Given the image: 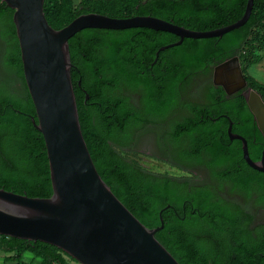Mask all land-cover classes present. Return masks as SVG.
<instances>
[{"label":"trees","instance_id":"16d2710c","mask_svg":"<svg viewBox=\"0 0 264 264\" xmlns=\"http://www.w3.org/2000/svg\"><path fill=\"white\" fill-rule=\"evenodd\" d=\"M87 1L78 6L71 18L57 25L50 16L61 11L62 2L45 0V16L56 29L79 14L98 12L115 17L151 15L189 29L209 30L239 19L247 0H144L129 14L92 7ZM13 12L0 0V188L31 197H49L52 185L46 146L31 120L36 112L23 75ZM256 27L262 29L264 44V0H254L248 20L239 28L220 37H185L182 45L166 51H176L182 67H201L208 46L210 71V67L229 57L241 56L253 43L249 36ZM176 38L174 33L149 27L85 28L70 37L71 80L84 139L102 179L143 224L149 228L159 226L163 209V227L155 237L180 264H255L263 251L264 239L258 228L249 227L250 216L239 224L238 214L245 212L243 207L236 203L230 210L221 197L208 192V184L198 186L199 182L192 183V176L150 171L120 151L125 141L123 135L114 131L115 126L124 130L130 122L141 123L145 115L160 116L168 109L159 102L153 84L144 76L146 63L142 56L146 51L150 60L159 45ZM246 79L264 99L263 87ZM15 82L19 87L14 86ZM212 89L216 90L213 86ZM134 92L139 94L138 107L129 101ZM211 107L209 158L186 153L172 158L186 169L201 164L208 170L209 165L215 178L233 183L232 188L245 195L252 183L264 188V173L245 162L241 141L231 140L226 132L232 122V131L246 138L250 157L260 158L264 138L241 90L226 96L219 87ZM217 124L224 127V134L219 137L215 136ZM263 200L261 196L259 201ZM0 249L13 251L11 259L16 264H20L24 251L40 256L43 264L76 262L56 246L39 240L0 235Z\"/></svg>","mask_w":264,"mask_h":264},{"label":"water","instance_id":"95a60500","mask_svg":"<svg viewBox=\"0 0 264 264\" xmlns=\"http://www.w3.org/2000/svg\"><path fill=\"white\" fill-rule=\"evenodd\" d=\"M1 1L14 9L23 75L36 112L31 120L45 141L52 194L31 197L0 188V235L52 244L78 264H180L155 237L163 227V209L161 224L147 227L97 171L81 130L68 41L85 28L149 27L179 36L177 42L161 46L162 50L185 37H220L239 28L248 20L254 0L246 1L239 19L209 30L189 29L151 15L115 17L98 12L79 14L56 29L45 16V0ZM213 82L227 94L243 90L264 138V99L248 84L238 55L214 66ZM231 125L228 136L241 141L245 162L264 173V146L260 158L253 160L246 138L234 133Z\"/></svg>","mask_w":264,"mask_h":264},{"label":"flooded vegetation","instance_id":"af4514ba","mask_svg":"<svg viewBox=\"0 0 264 264\" xmlns=\"http://www.w3.org/2000/svg\"><path fill=\"white\" fill-rule=\"evenodd\" d=\"M179 39V36H177L176 39L159 45L153 51L150 60L148 52H144L142 56L143 61L146 63V69L142 70L144 76L153 84L154 91L159 97V102L166 105L168 109L160 116L145 115L146 118L141 123L130 122L124 130L120 126H115L114 131L119 135H123L125 141V145L120 146V151L123 154L132 156L136 161L138 159L134 154L143 155L145 157L144 160L147 162H161L185 172V176H192V183L197 184L199 182L198 186L208 184V192L221 197L224 201L223 204L228 209L234 210L236 203L243 207L245 212H239L238 214L239 224H243L245 218H247L246 216H250L249 227L258 228L264 239V200L259 201V198L264 196V188L259 189L257 184L252 183L249 194L245 195L239 190L233 189V183L220 182L218 178H215L209 165L208 170L201 164H195L186 169L179 166L177 160L175 161L172 158L173 155L181 153H186L187 155L198 154L205 159L209 158L208 119L210 118L208 109L212 110L213 94L217 93L219 87H222L213 82V68L216 64L210 67V71L208 70V46L207 58L201 67L188 65L182 67L177 52L166 51L182 45L185 38L180 44L159 50L161 46L175 43ZM158 50L159 52L157 53ZM212 86L216 90H213ZM223 91L225 92L224 89ZM225 94L226 96L231 95L226 92ZM130 95V103L138 107L139 94L134 92ZM221 115L225 114L221 113ZM114 119L116 120L117 118ZM213 119L217 120L218 117ZM223 134V125L217 124L215 136L219 137ZM197 171L202 172L201 176L197 174ZM261 179L264 183V177H261ZM255 264H264V247L263 251L257 256Z\"/></svg>","mask_w":264,"mask_h":264},{"label":"rangeland","instance_id":"374dc122","mask_svg":"<svg viewBox=\"0 0 264 264\" xmlns=\"http://www.w3.org/2000/svg\"><path fill=\"white\" fill-rule=\"evenodd\" d=\"M62 2V9L54 16H50L51 20L58 24H63L69 17L71 18L76 12L78 6L84 2V0H56ZM69 1V3L67 2ZM141 0H89L87 1L92 7H101L104 9H110V11L119 14H129L133 12L136 4ZM55 24V23H54ZM249 39L252 40L251 46L247 47L246 51L241 53L240 65L242 72L246 78L251 81H255L261 85L264 89V44L262 41V29L256 27L252 30ZM0 74H2V66L0 65ZM14 86L19 87L18 83L15 82ZM135 157L139 160L142 165L147 169L156 173H167L174 176H185L186 173L170 167L167 164H163L157 161L147 162L143 155H136ZM200 171L197 174L201 176ZM70 264H78L74 261H70ZM36 264V263H34Z\"/></svg>","mask_w":264,"mask_h":264},{"label":"crops","instance_id":"0c3cea01","mask_svg":"<svg viewBox=\"0 0 264 264\" xmlns=\"http://www.w3.org/2000/svg\"><path fill=\"white\" fill-rule=\"evenodd\" d=\"M15 253L13 251H5L0 249V264H16L17 261L11 259ZM20 264H43L40 256L34 255L30 251H24L21 255Z\"/></svg>","mask_w":264,"mask_h":264}]
</instances>
